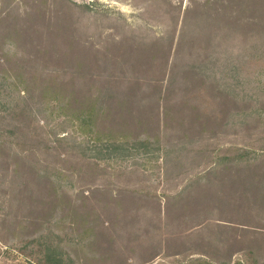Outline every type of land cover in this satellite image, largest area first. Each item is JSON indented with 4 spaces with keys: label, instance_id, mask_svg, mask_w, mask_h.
I'll use <instances>...</instances> for the list:
<instances>
[{
    "label": "rangeland",
    "instance_id": "rangeland-1",
    "mask_svg": "<svg viewBox=\"0 0 264 264\" xmlns=\"http://www.w3.org/2000/svg\"><path fill=\"white\" fill-rule=\"evenodd\" d=\"M209 14L223 20L219 29L208 27ZM253 15L228 0H0V139L12 150L10 158V150L0 155V242L8 248L0 264H38V247L27 242L40 238H50L55 248L48 254L62 255V264H264V173L240 172L229 163L239 149L264 154V93L258 90L264 38L241 28L258 21ZM229 19L238 26L232 29ZM193 37L211 42L195 52ZM136 49L149 60L157 52L159 59L133 72L121 60L125 50ZM66 55L94 56L93 67L72 69ZM191 65L200 67L203 81L185 95L183 73ZM20 70L56 77L58 84L73 80L81 100L100 99L108 120L101 130L115 128L117 106L127 120L150 119L144 129L159 143L147 154H85L70 119L47 111L34 94L28 118L11 117L26 104L4 76L15 80ZM137 83L146 92L173 91L164 92L162 109L149 115L138 101L144 93L129 92ZM165 106L173 117L167 128ZM196 113L206 123L214 119L201 137L189 128ZM123 124L118 132H126ZM20 158L19 166L58 174L60 195L34 184L36 197H26L3 171L5 162L16 166Z\"/></svg>",
    "mask_w": 264,
    "mask_h": 264
},
{
    "label": "trees",
    "instance_id": "trees-1",
    "mask_svg": "<svg viewBox=\"0 0 264 264\" xmlns=\"http://www.w3.org/2000/svg\"><path fill=\"white\" fill-rule=\"evenodd\" d=\"M228 4L238 7L240 11L246 12L247 10L251 11L254 15L258 18L257 22H246L244 25L247 27H241L243 29H252L256 33H258L260 36L264 38V0H228ZM214 11L217 13L218 10ZM208 16V15H206ZM208 21V27L209 25H213L211 27L212 30L219 29L220 26L223 24V20L215 15L209 14V17L207 18ZM233 20H237V17H234ZM228 24L232 27L238 26V23H234L229 19ZM245 33V32H244ZM246 34V33H245ZM9 37V36H8ZM11 39L14 38L13 35L10 36ZM206 37H193V44L191 43V47L193 46L192 50L195 52H199L201 50L202 45L205 43H210L211 40L205 39ZM68 44L72 45V42L68 40L67 36L65 37ZM14 41V40H13ZM12 43L11 45H14L12 50H16L15 42H9ZM264 44V41H263ZM6 46V45H5ZM121 47V45H119ZM55 47V46H54ZM77 49L81 52L79 46H76ZM119 47V49H120ZM118 49V47H116ZM39 53L41 51L38 50ZM207 52V50L205 51ZM204 52V53H205ZM124 56L122 58V62L124 64L131 63L130 67L132 68L133 72L141 73L142 70L148 67H153L154 63L159 59V55L157 52L153 53V56L149 60L148 57H145V54L140 50L136 49L134 51L125 50ZM259 60V64H263L264 62V56L261 55ZM51 57L49 61H51ZM97 59V64L100 67L105 68V66L100 65V59L98 56L95 57V60ZM106 62L108 61L107 57H105ZM202 61V59H199ZM64 61L66 65H70L72 69H74V66L76 70H85L86 68H92L93 64H91L89 61L94 62V56L91 60H89L88 57L84 56H78V58H71V56H64ZM112 64L119 65L120 63L116 59H110ZM108 61V63H110ZM258 61V60H257ZM105 62V63H106ZM96 63V61H95ZM74 65V66H73ZM124 69V65L122 66ZM199 70L196 67H193L191 65V68L188 69L183 73V81H184V94H189V87L193 86V83H200L203 81L201 78L200 73V67L198 66ZM264 68V67H262ZM117 69V68H116ZM173 76V75H172ZM27 77V78H26ZM202 79V80H198ZM4 81L7 82V85H11L12 87H16L18 89L20 97V104H26L25 107L23 106L18 113H14L11 117L15 116L22 118L23 120H26L29 116L30 109H28V100L32 98L31 95H38L41 100H43V104L45 103L47 108V111H50L51 113H57L60 116H63L65 118H69L71 123L75 126L77 133L81 135L83 138V144L81 145V149L84 151V153H95V152H108L111 154H115L117 152L122 153H128L130 154L133 151H138L141 153L142 151H145L144 153H150L151 148L154 146L156 142L159 143L160 137L156 136L153 137L152 134L147 132L144 127L145 124L149 123L151 121L147 118V120L143 121V116L141 115L140 118L138 116H134V118H130V120L126 119V114H123V110H125L121 106H117L118 109H120V112L117 114H114V120L112 122L115 125V128L104 131L100 129V124L103 123L104 128L108 126V120L106 119L105 115V108H104V102H101L100 99L95 97V99L81 100V94L82 91L80 87L75 84L74 82H62V84H58L57 78L53 77L50 80L45 79L42 75L37 79L36 77H28L27 73L20 70L18 73V76L15 80H12L11 78H8L7 76H4ZM77 86V87H76ZM133 87L130 89V93L138 97L140 92H143L144 94L141 95L139 98L140 101V109L145 107V110L148 112L149 115H154V110L156 109L159 111L162 109L161 104L163 102V94L164 92L173 91V88H166V89H160L157 87H153V90L150 92H146L142 89V86L137 83L136 85H132ZM150 88L152 86H149ZM194 87V86H193ZM218 91L222 93V95H226L228 97V92L226 90L220 91L219 87ZM227 89V87L225 88ZM259 91L264 93V77L259 82ZM175 91V90H174ZM132 99L136 100L135 98L131 97ZM145 102L148 103V106L145 105ZM155 102V103H154ZM19 105V104H18ZM187 105V104H185ZM127 107H129L127 105ZM183 108L180 110L182 113H186L185 109L186 106H182ZM15 108H18V106H15ZM115 110V109H113ZM197 110V109H196ZM128 113V110L126 111ZM130 113V112H129ZM171 110L169 106H165L163 108V115L165 119V125L166 128L170 127V123L173 122V117L171 115ZM146 115L145 113L143 114ZM156 116V113H155ZM123 117L122 121L121 118ZM183 126L182 128H185L186 118H183L181 120ZM196 113V116L193 118L192 123H195L196 125L189 127L190 129L194 130L199 134V137L202 136L203 133H205L204 127L210 122L214 121V119H208L206 120L207 123ZM122 123H124V129L126 132H118V126L121 127ZM201 123V127L199 129V124ZM121 125V126H120ZM196 127V128H195ZM185 130V129H184ZM183 133H186L184 131ZM2 134H0L1 137ZM10 142L7 140L0 139V155L3 153H7V151L10 150L9 155L5 154L8 158H10L12 155V150L10 148ZM150 151V152H149ZM127 154V155H128ZM236 158L233 160H229L230 164H238L239 171H262L264 173V154H257L256 152H252L248 149H239L237 150ZM123 157H126L125 154H123ZM1 158V157H0ZM22 159H18V165H10L5 162L3 165V171L5 172V176L7 177L8 171L11 174V181H16L18 183L17 186L20 188H24V194L26 197H36L35 190H31V186L36 184V186H41L44 189H49V191L54 193V198H57L60 193L62 192V188H64V184L62 182V178L57 175H44L42 172L36 171L34 166L30 164V166H27L26 164L20 165V161ZM28 163V162H26ZM29 164V163H28ZM28 168V169H26ZM12 181V182H13ZM23 203H25L27 200L26 198L21 200ZM33 202V201H32ZM39 203H43L42 199L38 198ZM61 205H58L56 209L52 212L51 216L54 217V214L57 215V211L60 209ZM58 221V220H51L48 223ZM22 224V223H21ZM35 225V223H32ZM91 242V240H90ZM28 246H34L38 247L39 250V256L36 258L38 261V264H62L61 257L62 255H49L48 250L50 248H55V244L51 242L50 238H40L35 241H28ZM111 249V248H110ZM112 250V249H111ZM109 250V253H114L113 251ZM112 252V253H111ZM113 257V255H111ZM109 256V257H111ZM218 264H230L229 261L225 262H218Z\"/></svg>",
    "mask_w": 264,
    "mask_h": 264
},
{
    "label": "built area",
    "instance_id": "built-area-1",
    "mask_svg": "<svg viewBox=\"0 0 264 264\" xmlns=\"http://www.w3.org/2000/svg\"><path fill=\"white\" fill-rule=\"evenodd\" d=\"M7 247L3 246L0 242V257L7 251Z\"/></svg>",
    "mask_w": 264,
    "mask_h": 264
}]
</instances>
